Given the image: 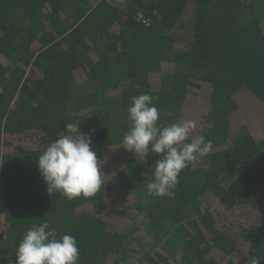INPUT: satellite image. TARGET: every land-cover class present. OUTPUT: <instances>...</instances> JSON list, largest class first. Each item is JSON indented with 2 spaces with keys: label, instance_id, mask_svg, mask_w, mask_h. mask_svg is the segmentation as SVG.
Wrapping results in <instances>:
<instances>
[{
  "label": "trees",
  "instance_id": "obj_1",
  "mask_svg": "<svg viewBox=\"0 0 264 264\" xmlns=\"http://www.w3.org/2000/svg\"><path fill=\"white\" fill-rule=\"evenodd\" d=\"M258 9L264 0H0V264H16L24 233L44 221L76 238L79 264H264ZM144 93L163 125L196 120L193 135L213 143L173 199L147 194L159 157L122 144ZM68 123L104 162L90 198L49 196L38 170ZM138 231L158 239L151 255L134 245Z\"/></svg>",
  "mask_w": 264,
  "mask_h": 264
},
{
  "label": "clouds",
  "instance_id": "obj_2",
  "mask_svg": "<svg viewBox=\"0 0 264 264\" xmlns=\"http://www.w3.org/2000/svg\"><path fill=\"white\" fill-rule=\"evenodd\" d=\"M154 100L148 93L132 97L128 109L131 124L122 144L137 157L147 158L149 153L159 157L154 160L147 194L173 199L181 172L197 158L207 156L213 143L203 135H193L196 120L184 119L163 125ZM166 115L174 117L172 112ZM37 162L49 196L59 193L68 200L90 198L104 186V162L92 148L91 135L81 132L79 124L68 123L65 131L45 147ZM15 256L16 264H79L80 251L74 236L59 235L44 221L26 230ZM247 264H261V258L252 256Z\"/></svg>",
  "mask_w": 264,
  "mask_h": 264
},
{
  "label": "rangeland",
  "instance_id": "obj_3",
  "mask_svg": "<svg viewBox=\"0 0 264 264\" xmlns=\"http://www.w3.org/2000/svg\"><path fill=\"white\" fill-rule=\"evenodd\" d=\"M258 10H259V12L256 15L259 16V15H262L264 13L263 10H261V9H258ZM86 86L87 85H83V87H86ZM135 236L137 238L141 239V241H135L134 242V245L136 244L137 246H140V248H142L141 256H146L147 254L151 255V248H153L152 244H154L155 242L158 241V239L155 236H153V233H151V232L147 233V231L146 232L145 231H138V233H136ZM144 244H146V245L144 246ZM139 251H140V249H139ZM135 262H137V261H133V260H131V261L128 260L127 262L122 261L123 264H132Z\"/></svg>",
  "mask_w": 264,
  "mask_h": 264
},
{
  "label": "built area",
  "instance_id": "obj_4",
  "mask_svg": "<svg viewBox=\"0 0 264 264\" xmlns=\"http://www.w3.org/2000/svg\"><path fill=\"white\" fill-rule=\"evenodd\" d=\"M95 1L100 2V1H102V0H95ZM109 1H111V2H115V3H120V4H124V3L126 2V0H109ZM142 17H143V16H142ZM142 17H141V18H142ZM143 22H144L146 25H150V20H149V19H145V18H144Z\"/></svg>",
  "mask_w": 264,
  "mask_h": 264
}]
</instances>
